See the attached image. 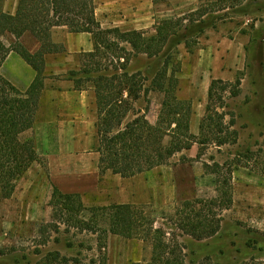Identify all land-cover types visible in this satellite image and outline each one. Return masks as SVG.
I'll use <instances>...</instances> for the list:
<instances>
[{
    "label": "rangeland",
    "instance_id": "1",
    "mask_svg": "<svg viewBox=\"0 0 264 264\" xmlns=\"http://www.w3.org/2000/svg\"><path fill=\"white\" fill-rule=\"evenodd\" d=\"M0 2L9 11L18 0ZM94 4L103 29L168 35L170 44L156 58L130 56L131 48L122 43L130 51L126 67L130 73L140 72L150 89L154 73L168 62V73L176 70L177 98L191 103L195 127L189 128L197 137L208 103L203 80L222 55V65L232 76L222 80L230 83L223 91L215 90L221 104L217 99L210 106L224 113V129L237 132L236 143L218 147L209 134L206 148L194 143L141 176L116 182L112 176L102 177L97 190L70 201L71 210L53 208L51 196L45 199L46 162L43 158L32 162L15 181L12 195L0 198V264H149L148 242L106 232L102 218L91 220V209L110 205L114 191L128 194L141 188L144 200L132 205L145 218H153L173 245H182L185 264H264V0H94ZM199 21L202 33H188V27ZM63 34L64 29L56 30L52 40L65 43ZM9 40L5 35L2 41ZM85 53H75V64L67 73L50 75L54 81L50 86H57V80L71 71L78 72L86 63ZM162 100L163 93L150 89L132 105L141 113L148 105L147 119L154 123ZM133 115L130 112L128 119ZM213 161L225 163L224 172L231 167L232 203L220 215L219 232L196 240L178 229L175 211L184 200L216 195V177L203 166ZM76 203H81L78 211Z\"/></svg>",
    "mask_w": 264,
    "mask_h": 264
},
{
    "label": "trees",
    "instance_id": "2",
    "mask_svg": "<svg viewBox=\"0 0 264 264\" xmlns=\"http://www.w3.org/2000/svg\"><path fill=\"white\" fill-rule=\"evenodd\" d=\"M56 27H65L71 33L91 34L93 50L84 54L87 57L84 66L78 72L71 71L67 79L73 81L77 90L86 89L87 86L94 90V148L99 153L98 170L101 176L110 171L128 178L167 164L176 153L191 149L194 143L198 142L200 149L206 148L211 135L218 147L236 143L237 132L228 130L227 126L224 129V113L210 106L217 99L221 104V95H216L215 90L218 87L223 91L229 82L211 80L206 113L200 121L198 137L189 128L191 103L177 98L178 78L175 76L176 70L168 73V62H164L163 67L154 73L150 82V89L163 93L157 120L151 123L147 119L148 105L142 113L132 105L133 101L147 96L150 89L145 86L146 78L140 72L130 73L127 70L130 58L125 55L130 51L126 52L122 43L131 48L130 56L143 54L156 58L170 44L168 35L163 31L145 36L137 30L122 32L118 27L103 29L95 15L94 0H18L13 14L3 11L0 2V65L6 55L14 51L36 72L25 91L15 88L0 76V198L10 197L15 189V181L28 165L41 160L32 137L24 133L32 128L36 120L46 78L44 57L65 51L63 43L52 40ZM203 27L199 21L188 27V33L197 36L202 33ZM26 31L39 42L35 52L28 51L18 40ZM7 33L15 37V41L8 46L2 42V37ZM114 60H117L116 65H113ZM145 101L148 103L147 99ZM130 112L134 115L128 119ZM225 165L215 161L203 164L206 172L216 177L217 193L213 198L181 202L175 211L178 217L175 224L182 233L201 240L219 232L222 222L220 215L232 203V170L229 166L224 172ZM79 197L77 193H62L54 186L50 205L71 210L70 201ZM80 206L81 203H76L74 209L78 211ZM54 211L56 215L57 211ZM94 217L105 220L106 232L148 242L151 245L149 264H185L182 245H173L172 240L166 238V232L154 226V219L145 218L132 204L92 208L91 220ZM81 223L86 225L83 221Z\"/></svg>",
    "mask_w": 264,
    "mask_h": 264
},
{
    "label": "crops",
    "instance_id": "3",
    "mask_svg": "<svg viewBox=\"0 0 264 264\" xmlns=\"http://www.w3.org/2000/svg\"><path fill=\"white\" fill-rule=\"evenodd\" d=\"M15 10L14 5L9 11H3L13 14ZM95 15L97 17L96 7ZM63 29L65 51L45 55L44 75L46 78L36 120L32 128L24 133L25 136L32 137L37 155L46 162L44 194L47 201H49L54 186L62 193L83 194L97 190L98 182L102 177L110 179L112 176L114 181L117 178L130 180L147 172H141L128 178L112 174L110 171H106L102 176L99 174V153L94 148L96 120L94 90L90 88L77 90L74 88L73 81L67 77L57 80V86H50L54 82L50 75H63L75 64V53L93 50L90 33H71L65 27H56L52 34L56 30ZM6 36L10 38L8 44L2 41L6 46L15 41L12 34L7 33ZM18 40L30 52H35L39 48L38 40L28 31L24 32ZM223 61L220 55L215 69H209L207 80H203L206 91H208L211 80H227L232 76L229 67H223ZM226 66H229V63ZM35 74V70L14 51H10L0 65V76L21 91L29 87ZM192 122L194 119L190 117L191 130L195 127ZM144 191L145 189L141 188L135 193L133 191L124 194L116 190L114 196L109 199V204L140 203L144 200Z\"/></svg>",
    "mask_w": 264,
    "mask_h": 264
}]
</instances>
